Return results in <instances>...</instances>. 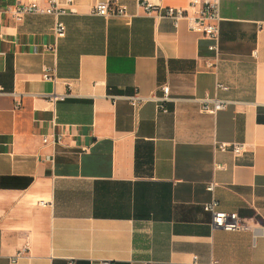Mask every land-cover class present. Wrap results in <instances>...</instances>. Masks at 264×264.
<instances>
[{"label": "crops", "instance_id": "obj_1", "mask_svg": "<svg viewBox=\"0 0 264 264\" xmlns=\"http://www.w3.org/2000/svg\"><path fill=\"white\" fill-rule=\"evenodd\" d=\"M32 1L0 0V264H264V0H219L216 54L138 0L17 17ZM161 85L164 109L130 103ZM211 200L253 230L213 228Z\"/></svg>", "mask_w": 264, "mask_h": 264}, {"label": "built area", "instance_id": "obj_2", "mask_svg": "<svg viewBox=\"0 0 264 264\" xmlns=\"http://www.w3.org/2000/svg\"><path fill=\"white\" fill-rule=\"evenodd\" d=\"M59 1H63L65 5H70L72 0H47V6L40 8L35 1L26 5L16 6L15 14L20 17L25 12H41L46 14H54L59 16L65 12V7L59 6ZM140 8L148 15H154L157 18L164 16L171 20L174 27H177L181 20H185L187 28L193 32L201 34L203 37L209 39L211 43L208 45V49L217 53L218 46V30L217 24L219 22L218 5L219 0H189L188 8H177L171 6H165L161 0H138ZM93 12L100 16L111 15H123L126 12V6L122 4H116L109 0H99L93 6ZM54 34L56 37H63L65 34L64 24L60 20H56L54 24ZM207 67H212L213 63L208 62ZM43 78L54 79V76L48 69H45ZM221 87V86H220ZM224 89L225 87L222 86ZM161 96L157 97H143L135 95L129 97L130 103L134 107H138L146 101H154L157 103L158 108L164 109L163 102L169 100L168 93L169 87L167 85H161L159 87ZM55 99V98H53ZM212 106L208 108L211 112L221 109L224 106V102L220 100H211ZM207 108V107H206ZM63 134L60 132L54 133L51 138L52 143H59L62 140ZM44 143L47 142V138H43ZM242 144H228L226 142H219L216 144V148L220 151L230 149L234 155H239L243 150ZM213 184L210 183L206 186V190L211 191ZM217 203L215 200H211L203 205V210L208 212L211 216V225L213 228L221 229L224 231H250L253 230L255 220L250 217L241 216L237 212H226L216 208ZM195 261V257L193 258ZM68 264H75L70 261ZM96 264H114L110 260H100Z\"/></svg>", "mask_w": 264, "mask_h": 264}]
</instances>
